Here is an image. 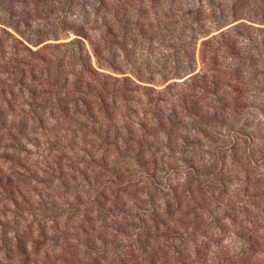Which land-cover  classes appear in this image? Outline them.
<instances>
[{
  "label": "rangeland",
  "instance_id": "1",
  "mask_svg": "<svg viewBox=\"0 0 264 264\" xmlns=\"http://www.w3.org/2000/svg\"><path fill=\"white\" fill-rule=\"evenodd\" d=\"M74 30L175 77L86 110ZM262 239L264 0H0V264H264Z\"/></svg>",
  "mask_w": 264,
  "mask_h": 264
},
{
  "label": "trees",
  "instance_id": "2",
  "mask_svg": "<svg viewBox=\"0 0 264 264\" xmlns=\"http://www.w3.org/2000/svg\"><path fill=\"white\" fill-rule=\"evenodd\" d=\"M107 22L108 21H106V23ZM107 26L108 28L112 29L111 31H113V27L111 23H108ZM74 31L77 36L73 40L69 41V43L72 45L75 44L76 50H72V54L74 58L78 61V63L81 64L80 77L82 81V86H80L81 89L79 91L82 93V100L85 102L86 110L92 111V109L94 108V103L96 102V100L94 99V96H96V98L99 97L100 100L102 99L103 101L104 92L116 96V94L119 92H123V91L125 92V89L127 90V86H128V90H131L129 89L130 85L135 86V89L145 88V89L156 90L153 84L157 85L158 83H160L162 85V84H165L167 81H169L171 78L175 77V76H170L167 74L162 78V80L158 81V83H155L154 82L155 79L152 77L150 78L139 77V79L143 82L153 83L152 85L150 84L144 85L136 81L132 77L125 75L126 71L122 68V66L117 65V64H115L116 65L115 69H117V73L124 74V75L122 76L114 75L111 73L112 70L110 71V69L105 67L104 64L102 63V59H105V58L102 54V49L100 48L99 45L96 46V48H94L95 56L97 57V66L93 65L91 62L89 63L88 59L91 60V54L88 52L87 48H85L82 37L89 39L91 43H93V41L91 40L89 36H87L86 32H84L83 30L82 31L74 30ZM204 33L210 34L211 31L206 30ZM197 36L198 35L196 34V37ZM198 37H201V36H198ZM206 42L207 40H204V43ZM25 46L27 47V45ZM107 61H108L107 62L108 64L113 65V62L111 60H107ZM193 61L195 62V58ZM194 62H192V64H190L189 66L191 67V71H189L190 73H193L196 70ZM183 69H185L184 66H179L174 69H171V71H174L173 75H179L178 72ZM171 71L170 73H172ZM190 73L187 74L188 76L186 77V79H189L195 76L196 74H198V72L194 74H190ZM118 84L121 86V88L118 86ZM166 87H169V85ZM262 243H264L263 239H262ZM177 253H178L176 257L177 261L175 264H185L186 263L185 261L190 259L189 256L187 257L182 251H178ZM198 257H199V260L194 261V262H197L198 264H242V263H239V259L243 261V264H258V261H259L258 254H256L253 251H248V252L244 251L242 255H238V259L236 260V262L234 258H231L230 255L225 256V260L222 261L223 263L209 262L205 258V255L204 257L202 256L200 257V254H199ZM203 260L205 262H203Z\"/></svg>",
  "mask_w": 264,
  "mask_h": 264
}]
</instances>
